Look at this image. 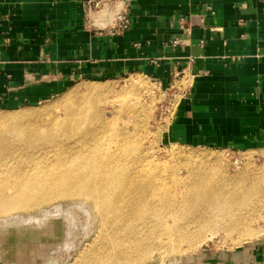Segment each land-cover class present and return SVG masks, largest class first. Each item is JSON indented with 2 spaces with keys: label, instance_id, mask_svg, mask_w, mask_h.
Wrapping results in <instances>:
<instances>
[{
  "label": "bare ground",
  "instance_id": "6f19581e",
  "mask_svg": "<svg viewBox=\"0 0 264 264\" xmlns=\"http://www.w3.org/2000/svg\"><path fill=\"white\" fill-rule=\"evenodd\" d=\"M94 17L104 24L102 16ZM146 89L143 81L134 80L128 91H117L119 111L127 113L118 120L105 117L97 107L111 90L94 84L85 85L81 97L72 88L63 93L62 112H0V227L19 223L21 218L13 212L40 211L41 205L67 199L73 203L69 211L90 208L91 224L96 225H86L84 237L92 232L94 236L69 264H144L153 250L176 251L190 231L206 225L209 218L227 222L237 217V207L250 193L264 196V168L257 172L251 168L255 171L251 182L241 184L243 179L219 169V154L175 153L172 158L187 169L185 176L178 174V168L155 161L151 149L139 141L143 136L137 139L141 131L137 111L125 101L130 96V102H139ZM52 206L53 211H61L58 204ZM43 213L46 219L48 212ZM72 217L65 233L68 238L58 248L65 252L74 247L77 226ZM4 229L0 264L8 254H13L15 264H32L34 257L53 250L15 242L20 235ZM247 232L242 238H251L252 232ZM6 234L12 237L7 239Z\"/></svg>",
  "mask_w": 264,
  "mask_h": 264
},
{
  "label": "crops",
  "instance_id": "0c3cea01",
  "mask_svg": "<svg viewBox=\"0 0 264 264\" xmlns=\"http://www.w3.org/2000/svg\"><path fill=\"white\" fill-rule=\"evenodd\" d=\"M82 1L0 0V103L44 99L82 78L137 72L168 88L180 76L170 141L264 147V0H127L130 25L115 36L84 29ZM209 260L264 264V242Z\"/></svg>",
  "mask_w": 264,
  "mask_h": 264
},
{
  "label": "rangeland",
  "instance_id": "374dc122",
  "mask_svg": "<svg viewBox=\"0 0 264 264\" xmlns=\"http://www.w3.org/2000/svg\"><path fill=\"white\" fill-rule=\"evenodd\" d=\"M134 80L143 81L145 87L147 88L146 92L142 93V97L141 99L139 98V102L134 99L130 102V96H127L125 101L131 103L130 107L137 111L135 118L136 121H138V124L141 125V131L137 133V139L143 136L141 138L143 140L139 139V141L143 147L146 149L148 148V151L151 149L149 154L154 158L155 161L164 163L168 168H178V174L180 176H185L187 174V169L180 164L178 158H172L175 153H187L188 151L192 150L200 152L202 151L203 153H213L215 155L219 154V169L223 170L226 174L232 175L233 177L237 176L236 179H243L241 184H247L248 181L250 183L251 175L253 172H255L254 170L257 172L264 168V147L261 149L239 150L222 147L187 146L174 143L167 138L168 126L173 116L174 109L177 107L179 101V92L183 91L187 85L186 79H181L180 76L176 77L168 88H165L163 85L159 84L158 81L151 76L137 72H128L125 75L108 79H76L61 91L54 93L53 95L44 99H39L32 102L26 101L17 104L0 103V112H15L22 109H32L35 110V112H39L41 114L49 111L62 112V106L65 104L61 101V96H63V93L69 91L72 88L73 90L77 91L75 93L76 97H81V92L84 91V86L87 84H94L103 85L111 90L103 96V99L97 104V107L104 113L105 117L110 118L114 116L115 120H118L120 118H126L127 113L125 111H119L120 103L115 99L117 96L116 93L117 91H128L131 82ZM80 85L82 86L80 87ZM132 102L134 104H132ZM247 171L250 173V176L248 175ZM242 187H244V185H242ZM258 195L259 194L251 196L250 193L249 198L242 202V204H239L240 207H237L239 209L237 211V217L234 215L235 217L233 216L232 219L227 220V222H223V220L220 219L214 220L209 218L206 225L197 224L198 226L192 229V231H190L188 234L189 239L180 243L176 251L161 252L160 250H153V252L150 253L147 258H145L144 264H201V262L206 263V261L210 259V253L212 254L217 251H232L242 249L244 247H251V244L264 242V196L261 197L262 194H260L258 197ZM54 204H58L59 211L61 210L59 213L57 211H53L52 205ZM41 206L42 208L39 209L40 211L34 209L29 210V212L22 211L21 213L20 211H17V214L16 212L13 214V212L12 215L16 218L20 217L21 220L18 219L20 220L19 223L16 222L18 225L14 224L13 227H0L3 234V236H0V239L4 237L5 234L3 231H5L4 228H6V231H9L12 234L15 233V235L18 233V236L20 235V239L17 238L15 242L20 243L21 241H25L31 245L36 243L42 247L51 246L50 249L53 250H48L47 252H44L43 255L34 257L35 259L33 260L32 264H41L42 262V264L71 263L77 254L85 247V245H87V243L91 241L92 237L94 236V232H92L88 237H84L86 225L89 223L91 224L92 211L90 208L87 209V206H85V210L87 212L76 210V208H74L75 211L74 209L70 210L72 212L70 213L69 208L72 209L71 206H73V203L69 202L67 199H59L55 202ZM44 210L45 213L48 212L45 214L46 219L42 218ZM64 215L67 217L66 219ZM72 216H74L76 219L75 225L77 226L74 227L76 233L73 243L74 247L71 248L70 251L66 250L65 252V249L58 248H60L61 243L64 240L66 241L68 238H65V235H67L65 233L68 230L67 227H69L71 224L70 222L73 219ZM23 219L24 222L22 221ZM40 219H43L44 221L42 220L43 222H41ZM68 219L70 221H68ZM91 225H93V227L96 226L94 222ZM243 231H248L247 233L252 232L250 235L251 238L248 237V239L246 236L245 238H242ZM253 232L255 233L253 234ZM12 234H6L7 239H10ZM6 245L7 244L5 243L4 246ZM201 253H203L205 256H200ZM205 253H208L209 255ZM12 255L13 254H8L6 257V260L7 258L8 260L6 262L1 261V263L15 264V260L12 258Z\"/></svg>",
  "mask_w": 264,
  "mask_h": 264
},
{
  "label": "built area",
  "instance_id": "2783aa9c",
  "mask_svg": "<svg viewBox=\"0 0 264 264\" xmlns=\"http://www.w3.org/2000/svg\"><path fill=\"white\" fill-rule=\"evenodd\" d=\"M82 7L84 12L83 27L88 32L115 36L122 34L130 25L127 0H83ZM93 15L102 16L100 19L104 21V24H99V20ZM180 28L189 32V27L185 26L182 21ZM179 43L178 37L171 41L173 46Z\"/></svg>",
  "mask_w": 264,
  "mask_h": 264
},
{
  "label": "flooded vegetation",
  "instance_id": "af4514ba",
  "mask_svg": "<svg viewBox=\"0 0 264 264\" xmlns=\"http://www.w3.org/2000/svg\"><path fill=\"white\" fill-rule=\"evenodd\" d=\"M206 251V250H205ZM208 252V251H207ZM218 252V251H217ZM205 254H207V255H209L208 253H205ZM213 254V253H212ZM211 253H210V255L209 256H211L212 255ZM200 255V254H199ZM200 256H205L203 253H201V255ZM201 264H214V262H212L211 260H208V261H206V263H203V262H201Z\"/></svg>",
  "mask_w": 264,
  "mask_h": 264
}]
</instances>
